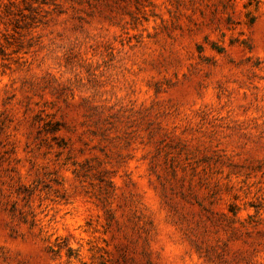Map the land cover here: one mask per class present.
Returning <instances> with one entry per match:
<instances>
[{
	"label": "rangeland",
	"instance_id": "374dc122",
	"mask_svg": "<svg viewBox=\"0 0 264 264\" xmlns=\"http://www.w3.org/2000/svg\"><path fill=\"white\" fill-rule=\"evenodd\" d=\"M0 264H264V0H0Z\"/></svg>",
	"mask_w": 264,
	"mask_h": 264
}]
</instances>
